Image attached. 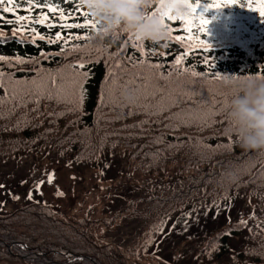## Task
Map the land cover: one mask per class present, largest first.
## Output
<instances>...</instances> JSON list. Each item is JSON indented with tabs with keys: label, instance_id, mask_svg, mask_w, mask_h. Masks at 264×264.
Segmentation results:
<instances>
[{
	"label": "trees",
	"instance_id": "trees-1",
	"mask_svg": "<svg viewBox=\"0 0 264 264\" xmlns=\"http://www.w3.org/2000/svg\"><path fill=\"white\" fill-rule=\"evenodd\" d=\"M263 1L250 0L253 6ZM18 2L15 14L0 8V160L54 149L72 163L115 164L111 175L124 167L146 191L139 199L147 211L138 214H157V223L198 212L215 217L239 200L236 218L211 224L207 218L202 231L178 234L179 255L189 261L185 264H264V149H242L226 119L232 95L226 81L264 76V25L248 24L252 29L246 30L244 24L220 20L247 7L207 8L216 0H190L193 6L200 4L197 14L210 20L208 34L197 31L194 21L191 35L212 47L204 51L193 39L189 49L169 35L159 43L143 40L147 55H142L139 41L123 27L102 33L80 0H48L65 15L74 13L67 21L47 8L28 12V4ZM162 11L156 0L147 8L152 15ZM41 12L48 21L29 23L23 31L5 22L16 15L34 20ZM81 13H88L97 27H61L83 23ZM164 22L175 29L171 35H188L179 19L165 17ZM32 28L45 39H33ZM57 33L64 39L49 43ZM69 34L90 39L68 40ZM177 56H184L179 65ZM47 207L31 202L0 213V232H10L55 261L84 253L103 264H132L125 248L88 233V218L70 221ZM132 211L123 207L117 216ZM44 224L57 229L56 235H47L55 240L29 236ZM4 252L0 249V257H6ZM15 262L27 264L20 258Z\"/></svg>",
	"mask_w": 264,
	"mask_h": 264
},
{
	"label": "rangeland",
	"instance_id": "rangeland-1",
	"mask_svg": "<svg viewBox=\"0 0 264 264\" xmlns=\"http://www.w3.org/2000/svg\"><path fill=\"white\" fill-rule=\"evenodd\" d=\"M220 20L244 24L246 30L252 29L247 27L248 24L255 27L264 25V17L248 8L242 9L232 18L226 16L221 17ZM104 165L103 163L97 165L72 163L54 149H46V151L39 149L2 159L0 160V213H7L27 203L37 202L48 206L47 208L70 221L88 218L90 220L87 225L88 233L99 242L116 243L125 248L132 264H185L189 261L179 255L181 250L176 239L178 234L187 235L190 233L189 230L196 228L202 231V228L205 229L207 218H210L208 224L214 223L213 220L228 221L236 218L241 206L239 200H236L215 213L216 218L213 214L198 212L172 220H169L170 216L161 225V222L155 221L157 214H153L152 217L150 213L138 214V210L147 211L146 204L139 199L146 194V191H140L135 185L129 176V170L123 167L119 173L111 175L116 165ZM128 206L135 211L117 216L120 208ZM244 209L249 210V207ZM19 219L23 221L22 218ZM51 225H42L41 232L34 231L37 234L31 233L30 230L29 236L39 242L41 237L47 241L55 240L47 236L57 233V229ZM158 225H161L162 230L157 229ZM176 228L178 232L174 233ZM19 230L24 228L21 227ZM232 242L237 243L236 240ZM20 245L21 242L10 232H0V249L8 253L4 252L6 257H0V264H17L15 259L19 258L27 264L48 261L43 255L33 253L38 251L30 249L28 245L27 248H22ZM75 254L84 253L68 254L57 261L61 264H73L76 259L82 262V259L77 258ZM47 256L52 258L53 263L56 262L53 255L47 254ZM100 262L103 264L101 260Z\"/></svg>",
	"mask_w": 264,
	"mask_h": 264
},
{
	"label": "clouds",
	"instance_id": "clouds-1",
	"mask_svg": "<svg viewBox=\"0 0 264 264\" xmlns=\"http://www.w3.org/2000/svg\"><path fill=\"white\" fill-rule=\"evenodd\" d=\"M160 7L176 17L190 14V0H156ZM96 18L104 34L123 27L136 38L153 43L169 37L159 15L147 8L153 0H80ZM232 89L226 119L242 149H264V76L247 75L226 81Z\"/></svg>",
	"mask_w": 264,
	"mask_h": 264
},
{
	"label": "snow or ice",
	"instance_id": "snow-or-ice-1",
	"mask_svg": "<svg viewBox=\"0 0 264 264\" xmlns=\"http://www.w3.org/2000/svg\"><path fill=\"white\" fill-rule=\"evenodd\" d=\"M28 4V8L26 11L31 12L33 7L37 8H47L48 12L57 14L59 20L61 21H67L69 17L73 16L74 13L70 12L68 15H65L64 10L62 8H58L57 6H54L48 2V0H43V2H36V0H24ZM11 5V6H7ZM232 5H239L241 7H247L249 10L257 12L261 17H264V3H260L257 6H253V4L250 2V0H216V2L209 3L207 8H216L220 9L223 7H228ZM200 6V4H196L193 6L192 4L189 5L191 8V12L189 15L185 17H176L173 16L170 11L164 10L159 13H153V15H159V17L164 20L165 17L169 20H177L179 19L182 22V31L185 33H188L187 36L185 35H171L175 29L170 27L169 25H166L168 28V32L170 35V39L174 40L177 43L185 44L186 47L191 49L193 45L190 43L193 39L197 41V46H199L202 50L208 51L212 45L209 44L205 39L200 37H193L191 35L193 31V22L195 21V28L197 31L203 34H208V25L210 24V20L207 19L202 13L197 14L196 9ZM21 7V3L18 2V0H0V8H2L3 12L5 13H16V10ZM80 5H77V10H79ZM195 14V15H193ZM82 16L85 17V20L83 23H63L61 27L64 28H83V29H95L97 27L96 23L93 21L87 19L88 13H81ZM55 18V17H54ZM4 17L0 16V20H3ZM46 21H48V14L45 12H41L38 17H36L34 20L29 15H16L15 20L8 19L5 22L6 23H15L18 25V27L15 29V31H23L25 28L28 27L29 23H38V24H44ZM24 22V23H21ZM55 25L49 24V27H53ZM32 33H34L33 39L38 36L39 39L44 40L45 36L40 35L39 33H36V30L34 28L30 29ZM2 35V33H0ZM64 39V37L61 36L60 33H57L55 35L54 39H49V43H56L57 41H60ZM80 40V39H90L88 36H81V35H72L69 34L68 40ZM68 40H65V43L68 42ZM139 43L137 44V49L141 51L142 55H147L146 53H143V40L136 38ZM184 55H187V52L184 53ZM184 56H177L175 63L177 65L181 64ZM3 57H0V60H3ZM22 62V61H18ZM80 68L84 67V64L81 63L79 65ZM157 67H159L157 65ZM60 195H63V193H60ZM31 198V196H29ZM163 224V221L161 222V225ZM161 225L156 226L158 230H162Z\"/></svg>",
	"mask_w": 264,
	"mask_h": 264
},
{
	"label": "water",
	"instance_id": "water-1",
	"mask_svg": "<svg viewBox=\"0 0 264 264\" xmlns=\"http://www.w3.org/2000/svg\"><path fill=\"white\" fill-rule=\"evenodd\" d=\"M16 244H19L18 242H15ZM24 248H27V244H21ZM32 253V251H30ZM33 253H37V254H41L43 255L46 260L48 261H40V262H43V263H53V260L51 257L47 256V254L45 252H42V251H38V252H33ZM75 256L77 258H81L82 259V262L84 263H90V264H101L100 260H98L96 257L90 255V254H75ZM78 260V259H76ZM57 263V262H55ZM65 263V262H64Z\"/></svg>",
	"mask_w": 264,
	"mask_h": 264
},
{
	"label": "bare ground",
	"instance_id": "bare-ground-1",
	"mask_svg": "<svg viewBox=\"0 0 264 264\" xmlns=\"http://www.w3.org/2000/svg\"><path fill=\"white\" fill-rule=\"evenodd\" d=\"M19 248V247H18ZM20 249V248H19ZM20 250H22V249H20ZM30 256V255H29ZM33 256V255H32ZM31 257V256H30Z\"/></svg>",
	"mask_w": 264,
	"mask_h": 264
}]
</instances>
